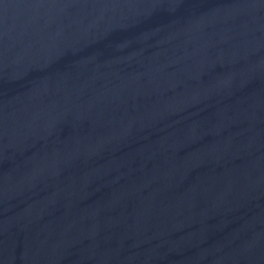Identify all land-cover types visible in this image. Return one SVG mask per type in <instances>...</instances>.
I'll return each instance as SVG.
<instances>
[{"label": "water", "instance_id": "95a60500", "mask_svg": "<svg viewBox=\"0 0 264 264\" xmlns=\"http://www.w3.org/2000/svg\"><path fill=\"white\" fill-rule=\"evenodd\" d=\"M0 264H264V0H0Z\"/></svg>", "mask_w": 264, "mask_h": 264}]
</instances>
